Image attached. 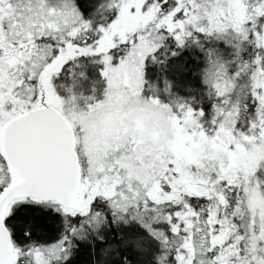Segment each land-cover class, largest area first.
<instances>
[{
	"label": "snow or ice",
	"instance_id": "snow-or-ice-1",
	"mask_svg": "<svg viewBox=\"0 0 264 264\" xmlns=\"http://www.w3.org/2000/svg\"><path fill=\"white\" fill-rule=\"evenodd\" d=\"M0 264H264V0H0Z\"/></svg>",
	"mask_w": 264,
	"mask_h": 264
}]
</instances>
